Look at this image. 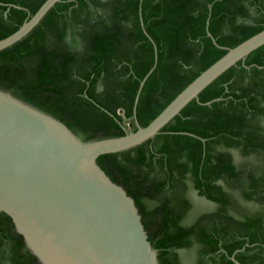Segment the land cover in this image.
<instances>
[{"label": "trees", "instance_id": "1", "mask_svg": "<svg viewBox=\"0 0 264 264\" xmlns=\"http://www.w3.org/2000/svg\"><path fill=\"white\" fill-rule=\"evenodd\" d=\"M44 1L0 0V40ZM262 30L264 0H61L29 35L0 51V91L60 121L82 142L118 138L135 130L133 101L154 49L155 68L136 106L140 127L228 49ZM233 151L261 164L237 165ZM97 164L133 200L158 264H180L179 254L193 249L195 264L207 257L231 264L245 244L236 260L264 264V46L152 140ZM192 191L217 211L188 225ZM232 192L261 210L235 219L227 210L236 207ZM0 264H39L1 213Z\"/></svg>", "mask_w": 264, "mask_h": 264}, {"label": "water", "instance_id": "2", "mask_svg": "<svg viewBox=\"0 0 264 264\" xmlns=\"http://www.w3.org/2000/svg\"><path fill=\"white\" fill-rule=\"evenodd\" d=\"M60 1L45 0L0 40V51L29 35ZM262 46L264 30L228 49L140 127L136 106L155 68L154 49V65L133 101L135 130L118 138L82 142L60 121L0 91V213L11 220L39 264H158L133 200L106 176L97 159L152 140L190 102H198L206 87Z\"/></svg>", "mask_w": 264, "mask_h": 264}, {"label": "rangeland", "instance_id": "3", "mask_svg": "<svg viewBox=\"0 0 264 264\" xmlns=\"http://www.w3.org/2000/svg\"><path fill=\"white\" fill-rule=\"evenodd\" d=\"M231 154L235 164L237 165L246 166V167H255L261 164V162L258 161L256 158L244 159L238 156L235 151H233ZM231 195L234 198L233 200L236 201V205H235L236 209L233 210L236 212L235 214H233L235 217L239 218L240 212L253 214L261 210L259 206H254L239 199V196L236 193L232 192ZM188 199L193 205L189 213V216L185 221V224H191L200 214L209 211L211 208L210 204L202 201L201 199H197V197L193 194V192H190L188 194ZM179 261L180 264H195L196 262L195 249L190 251H185L184 253L181 252L179 254Z\"/></svg>", "mask_w": 264, "mask_h": 264}, {"label": "flooded vegetation", "instance_id": "4", "mask_svg": "<svg viewBox=\"0 0 264 264\" xmlns=\"http://www.w3.org/2000/svg\"><path fill=\"white\" fill-rule=\"evenodd\" d=\"M119 114V113H118ZM121 114V113H120ZM193 192V194L197 197V199H201L202 201H204V202H206V203H208V204H212L213 205V207L212 208H210V210L209 211H207V212H204V213H202V214H206V215H208V214H210V213H213V212H216L217 211V207H216V205L214 204V203H212V202H210V201H207L205 198H203V197H199L198 195H197V192L196 191H192ZM192 203H191V208H192ZM235 210L236 208L234 207H232V206H230L229 208H227V210H229V214L231 213L232 214V216L235 218V216L233 215V214H235V212L234 211H230V210ZM191 211V210H190ZM190 213V212H189ZM189 213L187 214V215H189ZM201 215V214H200ZM236 219V218H235ZM186 221V220H185ZM194 222V221H193ZM192 222V223H193ZM191 223V224H192ZM188 225H190V224H188ZM222 252V250H219L218 251V253L217 254H214L215 256H213V259H215L216 261H218L219 260V256L220 255H218L219 253H221ZM234 257V256H233ZM229 260H230V258H228ZM204 262L207 264V261H206V259H204ZM209 263H210V261H209ZM210 264H212V263H210ZM217 264H220V263H217Z\"/></svg>", "mask_w": 264, "mask_h": 264}, {"label": "crops", "instance_id": "5", "mask_svg": "<svg viewBox=\"0 0 264 264\" xmlns=\"http://www.w3.org/2000/svg\"><path fill=\"white\" fill-rule=\"evenodd\" d=\"M232 153V152H231ZM232 155V154H231ZM234 161V160H233ZM211 205V208L213 207V205L212 204H210ZM247 245L245 244L244 245V248L246 247ZM244 248H242L241 250H237V251H235V252H233L232 253V255L229 257L230 258V262H231V264H233V262H232V260L231 259H233L234 261H236L238 264H241L240 262H238L237 260H236V258H235V254H237V253H239V252H242L243 250H244ZM222 250V249H221ZM224 251L222 250V252L221 253H223ZM234 256V257H233ZM206 259V261H207V264H210V263H212V264H214L213 262H211L210 261V263H209V259H208V257L207 258H205ZM217 263V262H216Z\"/></svg>", "mask_w": 264, "mask_h": 264}]
</instances>
